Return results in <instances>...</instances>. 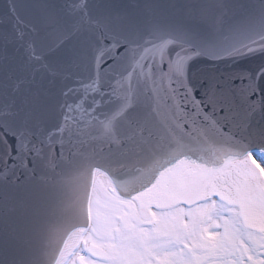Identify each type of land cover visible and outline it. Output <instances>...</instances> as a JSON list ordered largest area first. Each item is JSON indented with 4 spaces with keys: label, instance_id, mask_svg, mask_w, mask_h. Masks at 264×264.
Returning a JSON list of instances; mask_svg holds the SVG:
<instances>
[{
    "label": "snow or ice",
    "instance_id": "snow-or-ice-1",
    "mask_svg": "<svg viewBox=\"0 0 264 264\" xmlns=\"http://www.w3.org/2000/svg\"><path fill=\"white\" fill-rule=\"evenodd\" d=\"M65 7L69 58L17 27L0 71L3 154L76 173L80 211L55 264H264V39L191 44L196 26L223 32L225 0H186L179 27H140L96 0ZM246 57L261 63L193 77L201 58ZM65 140L93 153L65 161Z\"/></svg>",
    "mask_w": 264,
    "mask_h": 264
},
{
    "label": "water",
    "instance_id": "water-1",
    "mask_svg": "<svg viewBox=\"0 0 264 264\" xmlns=\"http://www.w3.org/2000/svg\"><path fill=\"white\" fill-rule=\"evenodd\" d=\"M67 2L0 0V57H4L0 60V71H6L14 63L6 46L18 48L14 30L17 27L28 33L38 50H48L50 59L70 57V49L77 43V38L72 35L68 39L75 18L68 15ZM96 2L101 11L127 15L140 27L153 18L171 27L187 22L181 11L186 0ZM225 3L228 15L223 32L216 34L204 26H196L191 44H217L226 48L264 39V0H225ZM260 63L258 57L218 63L201 58L193 62L192 74L194 78L209 73L226 78L236 68L255 69ZM238 84L237 81L236 86ZM86 149L87 153H93L88 144L82 146L79 153H85ZM55 150H59L58 144ZM79 153L65 140V161L76 159ZM78 201L74 166L58 164L52 169L43 157L37 158L30 153L21 156L16 152L4 155L0 149V264H53L54 253L67 237L66 228L78 218Z\"/></svg>",
    "mask_w": 264,
    "mask_h": 264
},
{
    "label": "bare ground",
    "instance_id": "bare-ground-1",
    "mask_svg": "<svg viewBox=\"0 0 264 264\" xmlns=\"http://www.w3.org/2000/svg\"><path fill=\"white\" fill-rule=\"evenodd\" d=\"M97 179H99V178H97ZM93 212H94L95 215L93 214ZM89 215H90V218H91V219L93 220V222L95 223V222L97 221V218H98V213L96 212V210L90 208V209H89ZM94 219H95V220H94ZM64 242H68L67 237H66V239H65ZM62 247H63V245H62ZM62 247H61V248H62ZM53 264H55V261H54Z\"/></svg>",
    "mask_w": 264,
    "mask_h": 264
},
{
    "label": "rangeland",
    "instance_id": "rangeland-1",
    "mask_svg": "<svg viewBox=\"0 0 264 264\" xmlns=\"http://www.w3.org/2000/svg\"><path fill=\"white\" fill-rule=\"evenodd\" d=\"M93 214H94V212H93ZM95 215V214H94ZM95 220V219H94Z\"/></svg>",
    "mask_w": 264,
    "mask_h": 264
}]
</instances>
